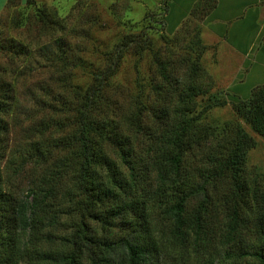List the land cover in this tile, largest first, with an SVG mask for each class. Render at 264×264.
<instances>
[{
  "label": "trees",
  "instance_id": "16d2710c",
  "mask_svg": "<svg viewBox=\"0 0 264 264\" xmlns=\"http://www.w3.org/2000/svg\"><path fill=\"white\" fill-rule=\"evenodd\" d=\"M12 7L9 0L6 11ZM37 17L41 27L65 29L45 10ZM137 42L127 38L125 47ZM65 43L55 38L30 55L0 33L8 62L0 65V132H9L16 114L21 135L9 162L15 176H31L20 195L5 188L0 168V264H264V177L247 173L257 141L239 122L221 130L205 122L226 103L213 95L198 108L208 93L199 69L185 77L158 62L153 100L118 113L107 96L115 70L99 73L70 101L55 97L43 78L27 89L34 105L27 111L20 78L48 72L52 85H64L60 70L81 59ZM29 57L21 74L17 64ZM232 106L264 137L263 87ZM217 238L223 260L215 256Z\"/></svg>",
  "mask_w": 264,
  "mask_h": 264
},
{
  "label": "rangeland",
  "instance_id": "374dc122",
  "mask_svg": "<svg viewBox=\"0 0 264 264\" xmlns=\"http://www.w3.org/2000/svg\"><path fill=\"white\" fill-rule=\"evenodd\" d=\"M168 2L169 0H13L14 7L5 12L3 26L0 27L2 41L23 44L32 55V51L38 47L60 37L74 49L75 55H78L77 61L81 58L75 67L70 65L64 71L60 70V75L65 80L60 79L66 87L52 85L48 80V72L38 78H30L29 74L20 78L18 90L22 95L19 104L27 111L32 109L34 105L27 89H32L43 78L52 86L55 97L63 96L70 101L73 99V92L89 88L99 73L115 70L109 80L107 96L112 105L119 108V111L115 110L116 113L121 110L129 112L138 100L145 103L153 100V85L161 82L158 62L167 65L170 70H180V74H185V77L192 76L196 68L199 69L198 84L208 91L199 100L198 108L205 107L207 99L213 95L226 103L225 106L210 110L205 122L219 130L227 123L239 122L257 141L256 148L248 156L247 173L250 178L254 173L264 177V137L257 136L237 116L232 106L233 102L239 101L230 85L238 66V57L223 41H209L207 29L201 21L203 7L212 5L213 0H208L207 3L202 0L199 3L201 9L198 10L201 14L197 11L196 18L172 33L168 31L166 21ZM39 9L45 10L50 18L63 22L65 29L58 32L54 29L55 26L41 27L43 25L39 24L37 17ZM130 37H135L138 42L125 47L127 38ZM120 53L123 58L114 65ZM4 59L0 56L1 66L8 63ZM26 60L29 61L22 60L17 64V70L21 74L29 72L25 68L32 66V58ZM71 64L73 65L72 62ZM15 115L8 119L11 124L9 132H0V168L5 188L21 195L19 190L25 191L31 176L28 173L15 176L13 162H9L11 156L15 155V150H18L21 135L14 124ZM68 117L72 118L73 114ZM23 123L28 126L27 121ZM114 233L120 234L117 229ZM51 245L52 242H49L46 246ZM214 246L216 258L223 260L226 247L222 246V241L218 238Z\"/></svg>",
  "mask_w": 264,
  "mask_h": 264
},
{
  "label": "crops",
  "instance_id": "0c3cea01",
  "mask_svg": "<svg viewBox=\"0 0 264 264\" xmlns=\"http://www.w3.org/2000/svg\"><path fill=\"white\" fill-rule=\"evenodd\" d=\"M201 1L169 0L168 31L196 18L192 12ZM8 2L0 0V21ZM207 8L203 7L201 21L209 41H223L238 57L231 91L239 100H248L256 88H264V0H213Z\"/></svg>",
  "mask_w": 264,
  "mask_h": 264
}]
</instances>
